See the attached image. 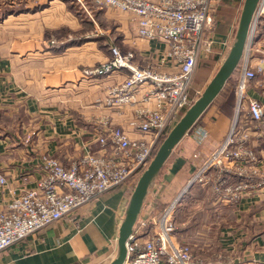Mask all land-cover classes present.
<instances>
[{"label": "crops", "instance_id": "0c3cea01", "mask_svg": "<svg viewBox=\"0 0 264 264\" xmlns=\"http://www.w3.org/2000/svg\"><path fill=\"white\" fill-rule=\"evenodd\" d=\"M54 2L53 6L59 10L71 12L66 2ZM51 3L42 7L43 11ZM40 9L19 10L3 18L0 24V172L7 177V183L0 185V209L6 208L22 190L37 185L42 177L43 156H53L69 165L89 148H97L98 144L89 134L96 119L109 114L116 125L130 130L133 136L138 135L126 119L117 116L104 103L108 87L123 75L88 77L84 74L85 68L108 57L98 44L99 38L60 37L56 32L54 44L48 45L46 28L74 29V17L65 16L55 25L43 28L37 20ZM119 13L130 19L120 22L125 41L135 45L138 53L154 54L157 43L140 38L132 17ZM228 38L230 41L233 37ZM215 50L221 54L227 46H216ZM248 62L257 72L246 83L245 91L264 103V24L258 26ZM238 79L237 70L176 146L141 212V215L157 214L178 196L183 197V207L203 204L230 207L231 213L217 214L230 222L216 232L220 241L208 248L200 246L202 255L210 257H202L197 264H264V190L243 193L235 202H221L214 188L222 173L217 169L209 171L208 183L195 182L189 186L191 178L230 130L238 100ZM197 94L193 89L192 96ZM251 146L257 156L253 168L257 165L264 174V128L254 130ZM222 178L227 182L239 179L231 171ZM127 187L123 185L104 193L71 216L2 250L0 264H109L117 252L119 226L131 194L126 191ZM207 193L209 196L205 197Z\"/></svg>", "mask_w": 264, "mask_h": 264}, {"label": "built area", "instance_id": "2783aa9c", "mask_svg": "<svg viewBox=\"0 0 264 264\" xmlns=\"http://www.w3.org/2000/svg\"><path fill=\"white\" fill-rule=\"evenodd\" d=\"M224 0H98L101 7L128 14L140 38L156 42L154 54L123 51L112 43L109 56L84 69L85 76L123 75L110 85L105 106L127 120L138 134L116 125L106 114L96 119L92 139L98 144L65 165L53 156L42 157V177L0 209V252L35 232L71 216L104 193L132 187L154 157L160 142L196 99L192 90L196 71L216 46H227L226 36L212 32L215 14ZM264 24V0L255 11L250 46L239 67V89L230 130L189 181L208 183L210 170L235 172L238 180L219 177L214 185L219 201L235 202L243 193L264 190V174L251 146L256 128H264V103L248 96L245 85L256 77L248 62L258 26ZM235 26V25H234ZM220 43V44H219ZM200 91H198V94ZM245 108L243 109V107ZM7 177L0 172V185ZM180 196L159 213L140 215L127 243L124 264H193L194 244L177 234L176 210ZM154 205V201L152 202ZM79 226L78 221L76 222Z\"/></svg>", "mask_w": 264, "mask_h": 264}, {"label": "rangeland", "instance_id": "374dc122", "mask_svg": "<svg viewBox=\"0 0 264 264\" xmlns=\"http://www.w3.org/2000/svg\"><path fill=\"white\" fill-rule=\"evenodd\" d=\"M51 1L52 7L56 4L54 0H0V24L3 18L13 13H17L19 10L29 11L32 9L36 10L41 8L40 10H37V16H39V19L37 20L42 22L43 28L45 25H55L59 19L64 20L63 17L65 16L74 17V29H71L67 26H63L58 30L46 28L45 36L49 37L50 39L48 45L54 44L56 40L54 37L56 36L55 33L57 32L60 37L64 35H71L75 39L83 38L85 36L99 38L98 44L101 49L104 50L105 54H107V56L110 55L109 46L112 43L118 44L123 51L138 50L136 49L135 45H129L128 42L125 41V32L119 28L120 22L122 20H128L129 22L130 19L123 17L117 10L101 7L98 3V0H62L63 2H66L68 6H70V13H66L61 9L59 10L58 6H53L52 8L48 7V9L43 11L44 8L42 7L49 5ZM243 2L244 0H224L221 6H219L215 14L216 22L212 30L216 37L219 39L225 38L231 32L234 36L242 11ZM215 49L212 54H210L205 60L201 61L202 64L199 66L200 68L198 77L196 81H194L193 85V88L197 91H200V93L195 97H198L205 89L208 82L214 76L221 64V56H225L228 50L227 48L226 51L224 50L220 54L217 53V50ZM251 68L257 72V69L254 66ZM133 187L134 186L127 187L126 191L131 192ZM208 196V193L205 194V197ZM182 198L183 197H181L177 205L175 214L177 224L176 231L178 236L182 238L183 241H191L194 244L193 252L195 259L193 264H197L196 262L202 259V257H210L208 255L206 256V254L202 255L204 252L198 250L199 247L204 246V248H208V245L211 243L215 244L219 242L220 240L217 236V233L224 229L226 224L230 223L227 222L224 217H219L217 214H229L231 213V208L221 205L209 204H203L200 207L199 205L183 207ZM195 250H198V252ZM225 255L226 254L223 253L224 257Z\"/></svg>", "mask_w": 264, "mask_h": 264}, {"label": "water", "instance_id": "95a60500", "mask_svg": "<svg viewBox=\"0 0 264 264\" xmlns=\"http://www.w3.org/2000/svg\"><path fill=\"white\" fill-rule=\"evenodd\" d=\"M259 0H244L231 44L221 64L205 89L185 110L158 147L154 157L142 172L128 199L126 210L119 226L117 252L109 264H124L127 257V243L139 219L150 189L154 185L164 164L172 152L195 125L202 114L224 89L250 46V35ZM253 43V42H252Z\"/></svg>", "mask_w": 264, "mask_h": 264}, {"label": "bare ground", "instance_id": "6f19581e", "mask_svg": "<svg viewBox=\"0 0 264 264\" xmlns=\"http://www.w3.org/2000/svg\"><path fill=\"white\" fill-rule=\"evenodd\" d=\"M250 38H251V37H250ZM137 223H138V220H137L136 224H137ZM136 224H135V225H136Z\"/></svg>", "mask_w": 264, "mask_h": 264}, {"label": "trees", "instance_id": "16d2710c", "mask_svg": "<svg viewBox=\"0 0 264 264\" xmlns=\"http://www.w3.org/2000/svg\"><path fill=\"white\" fill-rule=\"evenodd\" d=\"M222 30V29H221Z\"/></svg>", "mask_w": 264, "mask_h": 264}]
</instances>
